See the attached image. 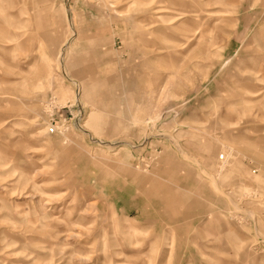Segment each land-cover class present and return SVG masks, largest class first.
<instances>
[{"label": "rangeland", "instance_id": "374dc122", "mask_svg": "<svg viewBox=\"0 0 264 264\" xmlns=\"http://www.w3.org/2000/svg\"><path fill=\"white\" fill-rule=\"evenodd\" d=\"M0 264H264V0H0Z\"/></svg>", "mask_w": 264, "mask_h": 264}, {"label": "crops", "instance_id": "0c3cea01", "mask_svg": "<svg viewBox=\"0 0 264 264\" xmlns=\"http://www.w3.org/2000/svg\"><path fill=\"white\" fill-rule=\"evenodd\" d=\"M258 95V94H257Z\"/></svg>", "mask_w": 264, "mask_h": 264}]
</instances>
